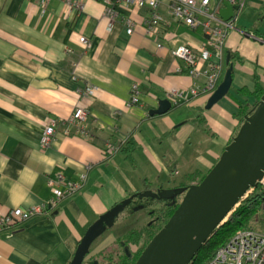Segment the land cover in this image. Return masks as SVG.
<instances>
[{
    "label": "crops",
    "instance_id": "obj_1",
    "mask_svg": "<svg viewBox=\"0 0 264 264\" xmlns=\"http://www.w3.org/2000/svg\"><path fill=\"white\" fill-rule=\"evenodd\" d=\"M106 7L103 0H0V219L14 207L42 206L57 198L55 188L77 184L47 212L0 233V264H69L89 226L131 192H140L143 180L148 189L150 180L173 175L188 180L202 175V167L208 172L239 127L237 100L253 103L256 83L264 84L260 56L234 46L263 47L252 26L264 33L256 21L264 0H248L236 15L223 45L224 52L227 44L237 55L231 56L233 83L211 108L205 107L209 92L189 91L203 86L205 75H193L175 54L183 44L198 50L205 38L170 13V0H160L167 21L154 32L147 29V3L119 4L110 29ZM129 16L136 22L132 32L125 25ZM207 65L199 60L200 68ZM86 82L95 85L96 94L83 99L91 112L81 131L68 117ZM134 84L140 100L131 103ZM160 98H169L172 107L151 114ZM53 121L55 139L42 146L41 133ZM140 206L131 207L133 223L103 233L91 252L104 254L118 236L142 228L147 219H140Z\"/></svg>",
    "mask_w": 264,
    "mask_h": 264
},
{
    "label": "water",
    "instance_id": "obj_2",
    "mask_svg": "<svg viewBox=\"0 0 264 264\" xmlns=\"http://www.w3.org/2000/svg\"><path fill=\"white\" fill-rule=\"evenodd\" d=\"M240 8L241 4L224 0L218 7V15L224 20L233 19ZM226 62L228 67L223 80L211 92L206 108H211L219 102L231 89L234 63L231 61L230 52ZM172 105L173 102L169 98H160L159 106L150 112L164 113ZM263 176L264 94L255 109L244 115V121L237 134L225 146L217 162L200 182L165 191L175 196L185 193L168 221L145 246L136 264H191L248 191L258 186ZM165 193H159V197H164ZM137 194L140 192L113 205L89 226L69 264H99L97 260L89 258L91 245L115 224L122 210L138 196ZM146 194L157 193L147 191ZM155 256L158 262H154Z\"/></svg>",
    "mask_w": 264,
    "mask_h": 264
},
{
    "label": "built area",
    "instance_id": "obj_3",
    "mask_svg": "<svg viewBox=\"0 0 264 264\" xmlns=\"http://www.w3.org/2000/svg\"><path fill=\"white\" fill-rule=\"evenodd\" d=\"M107 5L105 14L112 20L118 14V6L122 2H132L134 4L148 3L150 6V15L147 17V29L154 32V29L167 21V18L159 10L160 0H103ZM231 3H239L241 6L245 0H229ZM75 7L81 8L82 4ZM170 13L183 20L186 24L197 28L203 34L205 41L198 48L188 45H180L175 49V54L183 60L193 75H205L206 82L201 87L191 88L190 94L197 95L204 91H213L217 85L222 73L223 45L225 39L231 29L236 27V18L224 20L218 15V7L212 6L211 0H170ZM110 21L108 28L110 29L113 21ZM135 20L130 16L125 19L126 30L132 32ZM82 41H87L86 36L81 37ZM205 59L208 65L204 68L199 67V60ZM80 99L75 106L73 113L68 117V122L78 127L79 130L85 131L87 120L91 112L88 104L84 103V98L92 97L96 94V87L86 82L78 87ZM139 89L137 84L132 86V96L130 102H138ZM177 89H172L171 96L176 95ZM176 103L179 100L175 101ZM57 121H53L46 125L41 133L40 142L42 146H50L56 136ZM84 176V173L82 174ZM61 178V177H60ZM56 180L50 179L49 183L53 184ZM264 185V176L260 181ZM77 184L75 182L68 183V186L61 190L55 188L57 198L51 199L42 206L35 205L29 208L14 207L0 219V233L12 227L17 222H22L35 215L47 212L66 194L73 192ZM248 193L243 197L245 198ZM241 202V201H240ZM239 202V204H240ZM238 206V205H237ZM236 206V207H237ZM235 210V209H234ZM202 264H264V229H256L253 227H244L237 229L229 239H227L214 254Z\"/></svg>",
    "mask_w": 264,
    "mask_h": 264
},
{
    "label": "trees",
    "instance_id": "obj_4",
    "mask_svg": "<svg viewBox=\"0 0 264 264\" xmlns=\"http://www.w3.org/2000/svg\"><path fill=\"white\" fill-rule=\"evenodd\" d=\"M252 27L257 36H262L264 38V35L262 34L258 26L257 27L252 26ZM235 55H236V52L231 51V56L234 57ZM240 92L242 93V91ZM253 92L255 96V101L253 103H248L247 101L244 103V101L240 99L237 100V102L239 103V107H240L237 114L241 115V113H243L240 116L241 119H240L239 125L241 122L244 121L245 107L247 106V110L245 112L246 114L248 112L253 111L255 107L257 106V104L259 103L262 95L264 94V84L258 81L256 83L255 90ZM205 175L206 174L200 175V177H198V182H200L205 177ZM179 203L180 202L163 205V207L165 206L164 210L162 212V215L157 220H159L160 218H163L162 222L168 221L170 216L174 213V211L178 207ZM251 219L259 221L260 224L264 226V185L262 183H259L258 186L253 187V189L249 192V194L241 200L240 204L229 215L225 223L217 230L214 236L210 238V240L203 246L200 252L195 256L191 264H202L204 261L208 260L214 254V252L218 249V247L222 245L227 239H229L230 236L237 229L244 228V227H251L252 225L248 223ZM155 221L152 224L153 226L155 225L157 226L159 222L162 226L164 225L161 221H157V224H155ZM142 228L143 230L145 229L144 226ZM142 228L141 227L132 228L128 230L122 236L123 238H120V239L128 240L129 242L126 243L128 246L130 242L132 243V241H135L138 238V236L141 235L140 233L142 232L141 231ZM154 235H155V231L151 232L150 235H148V237L146 238L144 242V245L136 249L129 248L127 250L128 251L127 258L129 259L128 264H136L145 246L149 243V241L152 239Z\"/></svg>",
    "mask_w": 264,
    "mask_h": 264
},
{
    "label": "rangeland",
    "instance_id": "obj_5",
    "mask_svg": "<svg viewBox=\"0 0 264 264\" xmlns=\"http://www.w3.org/2000/svg\"><path fill=\"white\" fill-rule=\"evenodd\" d=\"M247 1L248 0H245V2L247 3ZM148 4V3H147ZM243 6V5H242ZM245 10H248L249 11V9H251L250 7H248V5H246V7L244 8ZM259 17H261V18H259ZM256 21L258 22V21H260V22H258L263 28H264V8L262 9V11L260 12V14H256ZM136 23V22H135ZM256 24V23H255ZM254 24V25H255ZM134 26H135V24H134ZM255 27H257V26H255ZM264 30V29H263ZM262 34L264 35V33L262 32ZM229 38V37H228ZM264 39V38H263ZM260 43L261 42H263V41H261V40H258ZM258 42V43H259ZM227 43V42H226ZM259 43V44H260ZM264 43V42H263ZM235 47H237V48H239V46H240V49H241V53H243V54H245V55H249V56H251L252 58H255V59H257L259 56H260V60H261V62H260V65H261V67L264 69V44H263V47H260V45H257V46H252V47H250V46H248V44H246V43H237V44H235L234 45ZM179 47V46H178ZM177 47V48H178ZM237 48H234V49H237ZM229 50H231V48L229 47V46H227V44L225 45V52H224V49H223V56H224V60H223V62H222V66L224 67V68H222V73H221V76H220V78H219V80H218V84L223 80V77H224V74H225V71H226V66H227V62H226V57H227V55H228V53L230 52ZM258 75H261V77H262V80L261 81H264V71L263 72H260ZM218 86V85H217ZM204 92H208V91H204ZM211 92L212 91H210L209 93L211 94ZM138 95H139V93H138ZM242 96H243V93H242ZM248 96V95H247ZM140 98V97H139ZM246 110H247V106L245 107V110H244V115H245V112H246ZM243 113H241V115H242ZM240 115V116H241ZM243 122H241L240 123V125H239V127H238V129H237V132H238V130H239V128H240V126H241V124H242ZM237 132H235L234 133V135L235 134H237ZM192 145V144H191ZM192 146H194V148H196V147H198L199 146V144H197V143H193V145ZM204 147H206V146H204L203 144H201V149L202 150H205L204 149ZM189 151L188 152H190V155H195L194 154V150L192 149V147L190 146L189 148ZM192 156H191V163H194V161H193V159H192ZM203 165L202 164H200L199 165V167H202ZM202 169H203V174H207L208 172L207 171H205L206 169L204 168V167H202ZM195 172H197V173H199V171L198 170H194ZM180 173H182L183 174V170H181L180 171ZM172 177V178H171ZM170 177V180H168L167 178H162V180H157L156 178H154V179H156V180H150L151 181V184L150 183H147V186H149V188L147 189L146 188V185L144 184V183H146V181L148 182V180H143L142 182H140V184H139V186L141 187V190H140V194H137L138 196V200H139V203L140 202H142V205L144 204V206H142V208H140V215L142 216V217H140V219H147V220H149L150 219V217H149V214H148V207L147 206H149V205H151V204H153V205H155V206H158V205H162L164 202L163 201H165V200H167V199H169L170 197H171V193H169V194H167V195H164V197H161V198H159V197H157V198H153L152 197V194H146V192L147 191H153V192H156L157 194V196H159V193H162V194H164L165 193V191L168 189V190H172V189H174V188H180V187H184V185L182 186V185H180L179 184V181H181V182H184V184H189V185H191V184H194V183H197L198 182V177H200V176H194V177H192V178H189L188 180H176V179H179V176H176V175H173V176H171ZM167 186H170L169 188H166ZM143 187H145V188H143ZM129 189H130V191H132L131 190V187L129 186L128 187ZM132 194H131V196H133L134 194H136V192H131ZM167 193V192H166ZM130 197V196H129ZM129 197H127V198H129ZM153 199H152V198ZM175 197V196H174ZM127 198H125V199H127ZM149 198H151L152 200L150 201V203L147 201V200H150ZM165 199V200H164ZM177 199H179L178 197H177ZM148 203H149V205H148ZM125 212V213H124ZM125 215H131V216H128L129 218H127ZM132 214H131V210L130 209H126V210H124V211H122L121 213H120V217L122 218H118V219H116V224L112 227L113 229H115L117 232H119V230L118 229H116L117 227H119V226H121V225H126V224H131V223H133V221L135 220V218H137V217H134L133 219H132ZM157 216V215H156ZM155 216V217H156ZM139 218V217H138ZM152 220L153 219H150L149 221H148V223H151L152 222ZM163 224H165V222L163 221L162 222ZM250 225H252L251 227H253V228H256V229H264V226L263 225H261L260 224V222L259 221H256V220H254V219H251L249 222H248ZM161 224H160V222H159V224H157V226L156 227H154L153 228V230L154 231H158L160 228H161ZM6 230V229H5ZM112 230V229H111ZM4 231V230H3ZM2 233V232H1ZM156 234V233H155ZM98 238H100V236L98 237ZM97 238V239H98ZM96 239V240H97ZM96 240L93 242V244H92V246H94L95 244H96ZM115 246H116V244L114 245V247H113V245H111L110 247H108L107 248V250H106V252H109L110 250H111V247H113V248H115ZM114 250V249H113ZM113 250H111V251H113ZM100 261H102V258H100Z\"/></svg>",
    "mask_w": 264,
    "mask_h": 264
},
{
    "label": "flooded vegetation",
    "instance_id": "obj_6",
    "mask_svg": "<svg viewBox=\"0 0 264 264\" xmlns=\"http://www.w3.org/2000/svg\"><path fill=\"white\" fill-rule=\"evenodd\" d=\"M262 39H263V37H262ZM179 184L180 185H184V186H186V185H189V184H184V182H179ZM170 186H167L166 188H169ZM184 193L185 192H183V193H179L178 195H173V194H171V197L169 198V199H167V200H165V201H163L164 203L162 204V205H158V206H155V205H153V204H151V205H149V203H150V201L155 197V198H157V197H159V196H157V195H153L152 194V199L151 198H149L150 200H147L149 203H148V205L149 206H147L148 207V212H150V219H153L152 220V222L151 223H148V221L150 220H147V222L143 225L144 227H145V229L143 230V228H142V232L140 233L141 235L140 236H138V238L135 240V241H132V243L130 242L129 244H128V246H127V244L126 243H128L129 241L128 240H125V239H120V238H123L122 236L125 234H122V235H120V236H118L117 238H118V240H117V243H116V246H115V248H113L114 250L113 251H109V252H105L104 254H100V252H99V254H96V253H93V252H91L90 253V256H89V258H90V260H93V261H95V260H97L98 262H99V264H128V261H129V259L127 258V253H128V249L129 248H133V249H136V248H138V247H140V246H142V245H144V242H145V240H146V238L148 237V235H150V233L151 232H153L154 230H153V228L154 227H156V225L155 226H153L152 224H153V222L155 221V220H157L161 215H162V212H163V210H164V207H163V205H167V204H171V203H176V202H180L181 201V199H182V197L184 196ZM166 195L167 194H169V192H167V193H165ZM173 196H175V197H173ZM177 197L179 198V199H177ZM159 198H161V197H159ZM139 198H134V199H132L131 200V202H129L127 205H126V208H125V210L128 208V209H131V207H134L135 208V206L137 205V204H139V205H141V206H144V204L142 205V202H140L139 203V200H138ZM133 203H135V205H133ZM157 215V216H156ZM156 216V217H155ZM162 219L163 218H160L159 220H157V221H161L162 222ZM157 221H155V224H157ZM167 222V221H166ZM113 227V226H112ZM109 228V229H107L105 232H103L102 234L103 235H105L106 233H107V231L108 230H114L113 228ZM149 229V230H148ZM110 232V231H109ZM155 233H156V231H155ZM101 234V235H102ZM100 235V236H101ZM102 235V236H103ZM97 239V238H96ZM92 246V245H91ZM135 248H134V247ZM91 251H92V248H91ZM100 255H101V257H100ZM100 258H102V261H100Z\"/></svg>",
    "mask_w": 264,
    "mask_h": 264
},
{
    "label": "bare ground",
    "instance_id": "obj_7",
    "mask_svg": "<svg viewBox=\"0 0 264 264\" xmlns=\"http://www.w3.org/2000/svg\"><path fill=\"white\" fill-rule=\"evenodd\" d=\"M112 20V19H111ZM154 262H158L157 256L154 257Z\"/></svg>",
    "mask_w": 264,
    "mask_h": 264
}]
</instances>
